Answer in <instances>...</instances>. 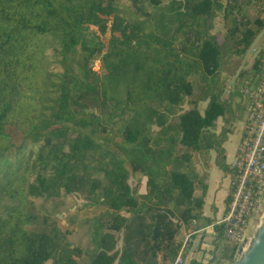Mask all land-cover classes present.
Here are the masks:
<instances>
[{
    "label": "trees",
    "instance_id": "trees-1",
    "mask_svg": "<svg viewBox=\"0 0 264 264\" xmlns=\"http://www.w3.org/2000/svg\"><path fill=\"white\" fill-rule=\"evenodd\" d=\"M130 1L151 6L148 18L120 0H0V264H171L179 231L213 221L203 216L211 152L237 176L217 121L228 83L238 89L247 75L239 68L264 30V0ZM56 44L80 47L87 66L100 55L104 72L75 75L47 54ZM9 129L22 131L20 144ZM131 173L147 178L145 193L132 191ZM72 194L107 205L113 220L97 227L87 263L33 208L32 198ZM112 231L124 234L121 251ZM212 237L206 264L234 262L239 245L221 228Z\"/></svg>",
    "mask_w": 264,
    "mask_h": 264
},
{
    "label": "rangeland",
    "instance_id": "rangeland-1",
    "mask_svg": "<svg viewBox=\"0 0 264 264\" xmlns=\"http://www.w3.org/2000/svg\"><path fill=\"white\" fill-rule=\"evenodd\" d=\"M121 4L124 5L125 8H128L134 15L138 18L147 19V16H144V12L151 11L153 8L151 6H146V9L143 11H137V8L133 6L130 0H120ZM168 2L164 0V3ZM250 16L253 19L257 18L258 13L255 10H250ZM264 15V14H263ZM215 34L219 36L224 35V23L222 16L220 15L215 21V29L213 31ZM264 34V30L261 32L260 36ZM257 39V40H258ZM91 40V39H90ZM91 42V41H90ZM47 54L54 60L58 61L59 64L63 67L70 68L71 71L75 75L82 74L87 67L92 68L95 72L101 74L104 72L103 62L100 55H96L95 58L89 63L85 62V57L82 54L80 47L74 48L72 52L66 53L63 49V46L60 44H56L50 47L47 51ZM248 61L246 56L242 58V62L239 70H245L246 76L243 82L240 84L239 88H236L235 80H232L228 83L227 88L223 92V100L227 103V113L224 119H218L219 125L217 124L216 132L221 130V127L224 123V128H228L232 130V132L236 129V125L239 120L243 119L246 114V106L245 101L241 94V87L250 80V76L252 74V70L247 69L246 66ZM194 84L197 89L200 88L201 82L197 76L193 77ZM206 102L200 104L201 110H204L206 107ZM10 134L12 135L13 142L15 144H20L24 138L22 131L9 129ZM147 178L142 176L141 174L131 173L128 179V184L132 191H137L139 194H143L146 192L145 183ZM33 208L36 214L40 216H49L65 230L69 232L70 241L83 249V257L82 263H87L93 257V254L96 251L97 247V227L103 226V229L108 231L110 230V226L113 224V220L110 216L106 214L108 209L107 205L98 204L90 202L86 199L84 194H72V195H64L59 198H32ZM263 213H260V217L253 220V223L248 229L247 238H252L256 230L258 229ZM116 238L118 239V244L116 250L121 251L123 248V232L122 231H112ZM190 232L186 227H183L179 231V238H182V244L184 240L187 239ZM194 237L189 238L187 251L185 252V259L190 250L193 247ZM203 238L206 239L205 243L211 242L213 240L212 234L207 233ZM205 245V244H204ZM240 248V247H239ZM198 250V245L195 248ZM203 252V251H202ZM207 254L211 255V251H204ZM207 263H208V259ZM205 260V262H206ZM51 264V263H48ZM118 264V261L115 263ZM206 264V263H205ZM233 264V263H232Z\"/></svg>",
    "mask_w": 264,
    "mask_h": 264
},
{
    "label": "built area",
    "instance_id": "built-area-1",
    "mask_svg": "<svg viewBox=\"0 0 264 264\" xmlns=\"http://www.w3.org/2000/svg\"><path fill=\"white\" fill-rule=\"evenodd\" d=\"M246 59V68H256V76L241 87L247 114L239 151L232 163L237 176L232 181L233 192L224 216L211 225L213 231L221 228L225 239L239 247L264 201V34L250 48ZM189 237L171 264L186 263Z\"/></svg>",
    "mask_w": 264,
    "mask_h": 264
},
{
    "label": "crops",
    "instance_id": "crops-1",
    "mask_svg": "<svg viewBox=\"0 0 264 264\" xmlns=\"http://www.w3.org/2000/svg\"><path fill=\"white\" fill-rule=\"evenodd\" d=\"M246 114L243 119L239 120L238 124L236 125L237 127L233 132L230 129L229 131H227L226 140L223 142L224 152L221 156L228 165H232L235 158L237 157ZM220 119L222 120L224 119V117L219 118V120ZM219 120L217 121L218 125H219ZM224 127L225 126L223 123L221 130L216 133L220 135ZM218 160H219V153L213 150L211 152L210 166L208 169H206L208 174L207 176L208 189L205 199L203 216L205 218H210L213 221L210 225H207L204 220H201L199 221L201 227L200 230H198L196 233H192L189 231L190 234L188 235V237L189 236L193 237V235L194 236L196 235V237H194V240H191L193 241V247L190 250H188L189 253L187 255L185 264H194V262L198 264L207 263L206 259L209 260L211 255L204 252L209 250V244L208 242L205 243L206 239L203 237L206 236L207 233L213 234L211 225H213L217 220L221 219L224 216L227 209V199L231 191L232 177L229 173H227L224 169H222L221 166H219ZM196 245H198V250H202L203 252L196 251L195 250ZM232 263L233 262L228 264H232Z\"/></svg>",
    "mask_w": 264,
    "mask_h": 264
},
{
    "label": "water",
    "instance_id": "water-1",
    "mask_svg": "<svg viewBox=\"0 0 264 264\" xmlns=\"http://www.w3.org/2000/svg\"><path fill=\"white\" fill-rule=\"evenodd\" d=\"M263 213L261 223L252 238H245L238 248L233 264H264V201L259 211Z\"/></svg>",
    "mask_w": 264,
    "mask_h": 264
}]
</instances>
